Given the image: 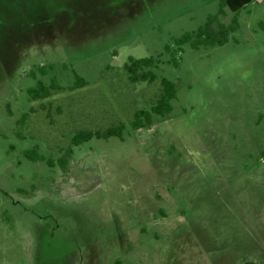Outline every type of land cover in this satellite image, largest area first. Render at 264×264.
<instances>
[{
	"label": "rangeland",
	"instance_id": "rangeland-1",
	"mask_svg": "<svg viewBox=\"0 0 264 264\" xmlns=\"http://www.w3.org/2000/svg\"><path fill=\"white\" fill-rule=\"evenodd\" d=\"M219 7L0 0V264H264V2L243 8L222 44L175 40ZM244 51L250 79L202 85L214 61ZM131 55L160 56L158 77L132 81ZM162 76L176 82L173 111L133 128ZM53 78L59 88L30 98ZM121 121L123 137L71 142ZM33 146L46 158L27 157Z\"/></svg>",
	"mask_w": 264,
	"mask_h": 264
},
{
	"label": "trees",
	"instance_id": "trees-1",
	"mask_svg": "<svg viewBox=\"0 0 264 264\" xmlns=\"http://www.w3.org/2000/svg\"><path fill=\"white\" fill-rule=\"evenodd\" d=\"M250 1L252 0H220L219 10L215 13H211L204 23L200 24L196 29L192 31L187 30L176 37L175 40L179 48H181L184 43H190L193 47H200L201 45H215L226 42L229 39L230 32L239 27L238 13L245 8ZM228 10L233 12L231 21L224 22L219 20V15L227 13ZM172 60L175 64H178V59L174 55L172 56ZM160 61V56L144 55L136 57L131 55L129 56L128 62L125 63V67L132 81H153L158 77L153 66L158 67V62ZM39 69L42 73L47 72V67L45 65L39 66ZM76 77L75 86L87 83L82 76L76 74ZM160 81L161 91L157 98L151 103L150 107H141L135 110L134 117L131 121L133 128L151 126L155 122L156 117L165 118L173 111V101L178 97L176 82L167 76H162ZM56 88H59V85L54 78L49 84L40 79L35 85L28 88V92L30 98L36 99L50 95L52 90ZM124 128L125 123L123 121L118 124L110 125L105 130L80 128L72 135L71 142L78 145L94 136L108 138L111 135H117L123 137ZM72 147L71 145L68 148L70 154L73 153ZM24 154L32 159L46 158L35 146L25 149ZM47 160L51 162V159ZM67 162V156L60 157V163L63 167L67 165ZM113 264L124 263L120 258H117ZM245 264H256V262L254 260H247Z\"/></svg>",
	"mask_w": 264,
	"mask_h": 264
},
{
	"label": "clouds",
	"instance_id": "clouds-1",
	"mask_svg": "<svg viewBox=\"0 0 264 264\" xmlns=\"http://www.w3.org/2000/svg\"><path fill=\"white\" fill-rule=\"evenodd\" d=\"M251 53V55H255V50ZM248 55L247 51L234 52L214 61L202 74V85L213 92H218L222 90L223 81L230 76L239 74L241 80L250 79L253 72L246 67L244 62Z\"/></svg>",
	"mask_w": 264,
	"mask_h": 264
},
{
	"label": "crops",
	"instance_id": "crops-1",
	"mask_svg": "<svg viewBox=\"0 0 264 264\" xmlns=\"http://www.w3.org/2000/svg\"><path fill=\"white\" fill-rule=\"evenodd\" d=\"M252 1H256V2H264V0H252ZM252 1H250V2L246 5L245 8H247V7L249 6V4H250Z\"/></svg>",
	"mask_w": 264,
	"mask_h": 264
}]
</instances>
